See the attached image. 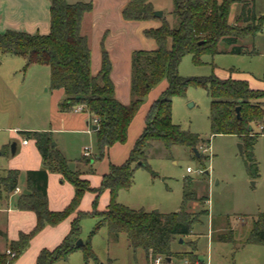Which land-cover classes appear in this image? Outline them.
I'll return each instance as SVG.
<instances>
[{
    "label": "trees",
    "instance_id": "trees-1",
    "mask_svg": "<svg viewBox=\"0 0 264 264\" xmlns=\"http://www.w3.org/2000/svg\"><path fill=\"white\" fill-rule=\"evenodd\" d=\"M172 16L175 25L162 18L161 25L144 30L147 38L155 40L154 50H137L132 54L131 95L129 104L121 103L115 94V85L110 77L111 61L106 51L102 53L101 69L97 75L91 73V48L86 35L81 32L83 17L93 8L92 2L68 3L66 0H51L50 32L31 34L25 31L6 30L0 32V54L15 55L26 60V68L31 65H45L50 68V89L62 88L65 98L60 102L61 111H70L82 104L89 115V122L97 120L94 131L98 153L88 162L107 156L111 146L126 143L130 126L144 104L149 93L162 81L167 87L154 100L145 117V126L138 136L128 158L120 165L111 164L108 173L102 176L98 187L81 178L80 171L71 170L61 151L53 146L50 131H29L26 135L35 140L45 168L27 172L28 193L22 194L17 207L33 210L37 224L29 234H22L12 248L20 256L30 240L47 225H55L76 211L87 191L93 192V208L85 212L78 210L70 232L54 249H43L36 264H56L67 259L71 253L81 248L85 259L94 257L91 238L106 226L112 240L120 234H127L130 247L136 251L143 249L148 264H154L157 256L184 259L189 264H206L198 254V241L188 244L189 250L174 252L172 243L176 237L192 234L194 225L210 215L209 197L198 195L193 179L185 180L183 201L177 212L163 213L159 210L147 211L144 208H130L118 202L121 191L129 190L138 168L149 170L147 151L154 142H161L167 149L182 145L194 149L202 143L198 133L184 130L173 123V103L175 96H185L190 87H202L211 100L210 124L213 135H237L247 156V171L252 178L259 175V165L254 147L263 131L258 134L255 125L264 124V88L251 87L246 79L220 77L215 72L208 76L184 77L179 74L183 58L192 55L193 62L200 64L203 54L225 52L219 43L231 46L229 52L243 54L248 51L238 44V40L249 35L247 30L229 22L231 7L241 3L246 10L248 0H172ZM152 0H129L122 14L125 20L147 21L155 18ZM241 12V14L243 13ZM251 20L247 17L246 21ZM261 29L256 30L255 33ZM253 35V34H252ZM240 107V117L237 116ZM5 154V147L2 149ZM49 171L59 172L74 185L76 194L69 206L61 211H52L48 205ZM94 169H92V173ZM20 171L10 169L0 180L7 192L18 186ZM110 199L105 209H98V201L105 191ZM191 202L200 205L198 211H189ZM85 217L98 218V223L90 233L89 240L77 245L81 232V220ZM227 225H230L229 222ZM221 240L234 242L233 230L219 235ZM246 244H264V213L253 221V226L245 240ZM168 261V260H167ZM14 258L0 252V264H12Z\"/></svg>",
    "mask_w": 264,
    "mask_h": 264
},
{
    "label": "rangeland",
    "instance_id": "rangeland-1",
    "mask_svg": "<svg viewBox=\"0 0 264 264\" xmlns=\"http://www.w3.org/2000/svg\"><path fill=\"white\" fill-rule=\"evenodd\" d=\"M154 1L164 10L162 18L166 19V15L173 8L172 0ZM239 7L235 20L230 23L251 33L238 40V44L244 46L248 52L231 53L229 52L231 46L220 42L219 49L225 52L203 54L200 64L193 62L192 55L185 56L179 66L181 76H208L215 72L220 77L233 76V78L246 79L252 87L264 88V0H252L247 4L246 10L252 9L251 13L241 11V4ZM22 14L21 7L12 6L11 19L15 22L14 25L21 24ZM247 17L251 20L246 21ZM169 18L170 24L174 26V17L169 15ZM259 29L261 30L255 33ZM0 31L4 30L0 29ZM50 95L48 66L31 65L26 68V60L23 57L0 54V180L7 176L5 170L16 161L11 152L5 156L1 155L5 144L15 142L10 139L13 135L12 131L49 129ZM172 100L173 123L180 125L184 130L198 133L202 143L194 149L182 145L167 149L161 142H154L148 149L147 156L156 176L149 170L138 168L135 172L134 184L129 190L119 194L118 202L135 209L159 210L163 213L177 212L182 205L185 180L192 178L198 195L206 193L209 197L206 205L209 207L210 216L194 225L193 235L176 237L172 248L186 250L187 242L196 240L200 256L208 257V232L213 221L215 230H218L221 221L226 223L230 219L238 239L242 234L241 226L244 223H241V217L250 221L254 216L258 217L260 213H264V135L259 136L254 147L259 175L252 178L247 171L246 152L241 153L239 149L241 139L237 135L212 134L209 118L211 100L205 88L190 87L185 96H175ZM261 126L264 128V124L254 127L258 134L263 131ZM143 127L133 139L129 153ZM130 133L131 131L126 143L122 145L131 143ZM56 137L62 144L69 145L68 158L72 168L75 167L76 158L80 156L81 145L90 148L91 152L98 153L95 135L58 134ZM90 150L88 155L83 151L81 166L87 172L92 169L98 172L106 160H96V164L91 166L92 163L87 160L93 158L95 154H91ZM188 167L193 171L187 172ZM188 207L193 212L200 209V205L196 202H191ZM97 223L98 218L82 219L79 239H82L83 244L89 240L90 233ZM91 246L94 257L89 261L85 259L83 250L79 248L67 259L60 260L56 264H142L145 254L143 249L134 251L129 246L125 233L120 234L117 241L112 240L106 226L101 227L91 238ZM162 262L166 263L167 259H162ZM229 264H234L232 257H229Z\"/></svg>",
    "mask_w": 264,
    "mask_h": 264
},
{
    "label": "crops",
    "instance_id": "crops-1",
    "mask_svg": "<svg viewBox=\"0 0 264 264\" xmlns=\"http://www.w3.org/2000/svg\"><path fill=\"white\" fill-rule=\"evenodd\" d=\"M66 1L71 4L77 2H92L93 8L90 12H87L84 15L81 26V32L83 35L87 36L91 48V73L93 75L98 74L101 69L102 53L103 51H106L112 65L110 77L115 85L116 97L121 103L129 104L132 100V54L137 50H154L157 48L155 40L147 38L144 34V30L160 26L163 16L155 17L147 21L125 20L122 11L129 0ZM248 1L250 3L252 0ZM152 2L155 10H162L164 15V10L161 6L156 5L154 0H152ZM239 4L241 3H234L232 5L229 22H233L235 20L240 8ZM13 5L21 7L22 9L23 14L20 25H14L15 22L11 19V10ZM50 6L51 0H0V29L4 30L0 32L12 29L25 31L31 34H48L50 32ZM241 6H243V4H241ZM172 10L173 8L170 10L169 14L166 15V19L170 23L171 20L169 15H172ZM166 87L167 82L164 80L149 93L144 104L140 108L141 111L139 112L137 119L134 118L135 121L133 120L132 122L133 128L132 124L130 126L131 130L129 129V132L131 131V143L125 146L121 143L111 146L107 156L103 158V160L106 161L102 163L98 172H96V169H94L93 173L92 171L87 172L82 168L81 161L84 156L83 151L86 148L82 145L79 150L80 156L76 158L75 167L72 168L69 164L68 158L69 145L64 143L62 144L61 140L56 137L58 134H72L79 136L95 135V130H93L92 126L89 125V115L87 113L77 112L75 110H60L59 104L65 98V91L62 88L50 89L51 120L49 129L45 131L52 132L54 139L53 142H55V145L53 146L63 153L68 161L70 169L80 171L81 178L88 180L92 187H98L101 183L102 176L110 170L111 164L120 165L128 158L133 139H135L139 131H141L143 125L145 126V117L151 103L161 95ZM47 91H49V89ZM12 132L13 135H11L10 139L11 141L15 140V153H12L11 142L3 146L5 147V154H2L1 152V155L3 156L8 155L11 152V154L16 158L15 163L11 164V166L5 170L6 174L10 169H17L20 171L18 186L13 192H7L4 186H0V252L8 257L9 255L7 254V250H12L16 253V251L12 248V243L19 241L22 234H29L33 231L37 224V215L35 211L27 209L22 210L17 207L19 197L22 194L28 193L27 172L29 170L45 168L35 140L31 137H25L27 136L25 132H29V130H18L17 132ZM24 140H28V143L25 144L23 142ZM91 154L97 155L93 151ZM94 164H96V162L92 163L91 166H94ZM122 192L124 191H121L120 193ZM47 194L49 208L52 211H61L70 205L75 197L76 189L74 185L67 181L61 173L49 171ZM94 197L95 195L93 192L87 191L76 211L55 225L45 226L40 232L34 235L23 253L20 256H17L16 254L12 264H36L37 257L43 249L52 250L57 247L70 232L78 210L85 212L92 210ZM109 199L110 193L106 190L99 198L98 209H105L109 203ZM188 209L191 211L189 207ZM256 218L257 217L254 216L250 221H247L245 217H241L240 221L241 223H244L241 226L242 234L238 239L236 238L235 229H233L230 219L226 223L221 221L222 224L219 226L218 230H215L213 221L212 227L208 232V257H201L198 253L200 258L205 261L206 264H229V257L234 259V264H264V244L245 243V240L253 226V221ZM228 222L230 225H227ZM229 226L233 230L234 242L221 240L219 238V235L227 234ZM191 235H193V232ZM188 250L189 247L187 246L186 250L173 251L184 252ZM143 252L145 253V251ZM142 264H148L146 253L144 254ZM159 264L189 263L184 259L171 258L166 263L161 261Z\"/></svg>",
    "mask_w": 264,
    "mask_h": 264
},
{
    "label": "built area",
    "instance_id": "built-area-1",
    "mask_svg": "<svg viewBox=\"0 0 264 264\" xmlns=\"http://www.w3.org/2000/svg\"><path fill=\"white\" fill-rule=\"evenodd\" d=\"M75 111H77V112H84V106H83L82 104L79 105V106L75 109ZM96 123H97V120L94 119V120L92 121V123L89 122V125H90V126H93V125H96ZM261 128H263V127L261 126ZM23 142L26 144V143H28V140H24ZM84 152H85L86 155H88V154H89V148L86 147V148L84 149ZM192 171H193V170H192L191 167H188V168H187V172H192ZM7 254L9 255L10 258H15V257H16V253L13 252L12 250H7ZM162 259H164V257H162V256H158V257L155 259V261H154L155 264H159V263L162 261Z\"/></svg>",
    "mask_w": 264,
    "mask_h": 264
},
{
    "label": "water",
    "instance_id": "water-1",
    "mask_svg": "<svg viewBox=\"0 0 264 264\" xmlns=\"http://www.w3.org/2000/svg\"><path fill=\"white\" fill-rule=\"evenodd\" d=\"M154 15H155V17H162L163 16V11L162 10H155ZM237 116L240 117V107H237ZM92 128H93V130H96L98 128V126L97 125H93ZM53 145H55V142H53ZM11 149H12V153L14 154L15 153V149H16V143L15 142L12 143ZM239 149H240V152L243 153L244 147H243L242 143L239 144ZM81 244H83V241H82V239H79L77 241V245H81ZM170 259L171 258H167V260H170Z\"/></svg>",
    "mask_w": 264,
    "mask_h": 264
}]
</instances>
